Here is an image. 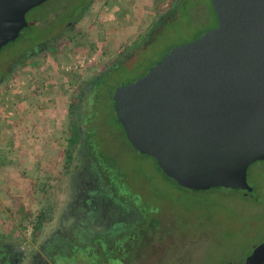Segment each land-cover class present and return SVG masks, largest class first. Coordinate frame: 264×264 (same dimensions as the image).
Here are the masks:
<instances>
[{
  "label": "flooded vegetation",
  "instance_id": "flooded-vegetation-1",
  "mask_svg": "<svg viewBox=\"0 0 264 264\" xmlns=\"http://www.w3.org/2000/svg\"><path fill=\"white\" fill-rule=\"evenodd\" d=\"M75 1L65 0L61 10L34 18L32 26L43 28V35L38 40L29 36L23 39L22 48L0 63V93L23 75L28 91L36 98L34 104H41L39 97L44 93L54 101L53 113L58 116L63 113L62 123L57 118L52 121L53 136L59 131L62 143L52 162L30 170V176H23L16 197L1 191L11 198L0 197V264H166V257L177 258L180 250L194 248L191 245L196 238L180 234L155 206L147 214L140 213L135 201L139 194L132 192L115 160L105 150L120 137L124 145L151 158L139 153L127 141L114 109L115 92L144 77L173 48L194 41L204 32L170 46L137 79L113 88L108 85L114 74L130 70L139 52L147 50L148 44L170 25L184 19L186 28L193 27L197 19L205 21L210 15L204 5H192L190 0H157L145 19L137 21L135 17L129 30L120 31L114 21L113 26L103 28L99 20L111 0H81L68 19L57 22L60 11L69 10ZM129 1L116 2L121 9L120 21L125 20V15L131 16L135 9ZM209 4L216 22L210 29L213 30L217 28V18L210 1ZM95 23L102 27V34L91 37L89 29ZM26 27L25 20L18 36L7 44L13 43ZM86 38L90 41L84 48L82 40ZM106 91L109 94L105 95ZM60 104L63 105L59 109ZM106 115L121 132L110 129L108 120H104ZM39 124L34 136H37V148L39 133L43 131ZM7 142L13 144L10 139ZM16 150L17 163L28 160L22 148L23 152L20 148ZM31 160L39 163L44 158ZM246 184L247 193L240 189L232 191L260 202L248 185L247 172ZM262 242L264 239L250 252ZM249 253L239 263L223 264H240Z\"/></svg>",
  "mask_w": 264,
  "mask_h": 264
},
{
  "label": "water",
  "instance_id": "water-1",
  "mask_svg": "<svg viewBox=\"0 0 264 264\" xmlns=\"http://www.w3.org/2000/svg\"><path fill=\"white\" fill-rule=\"evenodd\" d=\"M46 0H0V49ZM217 28L173 48L114 109L129 144L178 187L247 193L264 160V0H209ZM264 242L242 264H263Z\"/></svg>",
  "mask_w": 264,
  "mask_h": 264
},
{
  "label": "rangeland",
  "instance_id": "rangeland-1",
  "mask_svg": "<svg viewBox=\"0 0 264 264\" xmlns=\"http://www.w3.org/2000/svg\"><path fill=\"white\" fill-rule=\"evenodd\" d=\"M117 1L111 0L100 13L99 20L103 22V28L109 24L111 27L115 22L120 31L129 30L131 20L135 17L137 21L145 19L149 9L157 0H150V2L149 0H130L129 4H133L135 9L131 16L129 14L123 16L124 21H120L121 9ZM190 1L192 5H204L210 19L205 21L197 19L193 27L187 28L184 26L185 24L187 26L184 19H179L175 24L170 25L157 36L155 41L148 44L147 50L139 52L130 70H120L114 74L109 81V88L137 79L145 74L170 46L189 41L215 27L216 22L209 0ZM64 2L65 0H48L29 11L25 15L26 29L13 43L7 44L0 50V63L9 54L13 56L22 48L20 44L23 39L29 36L38 40L43 35L44 29L32 26L33 19L48 11L61 10ZM80 5L81 0H76L69 10L60 11L56 21L64 22L75 6ZM116 9L119 11L114 13ZM102 27L95 23L89 29V32H92L91 37H95L96 34L101 35ZM82 41L83 47L86 48L90 40L86 38ZM107 92L109 94V91L104 94L107 95ZM31 97L32 94L30 90L28 91L23 75L18 76L16 81L10 83V86L0 93V197L2 198H11L3 194L4 192H9L16 197L21 185L20 181L24 180L23 176H30V170L39 169L41 164L46 165L52 162L61 148L60 132L57 131L58 133L53 136L52 121L57 118V121L61 122L63 113L60 112V116L56 112L53 113L51 105L54 101L48 99L47 94L43 93L39 97L41 104H34L36 101L33 100L36 98ZM61 105L63 104L58 105L59 109ZM104 120H108L110 129L121 132V128L109 120V115H106ZM38 124L42 125L40 129L43 131H39V147L37 148V136H34L37 134ZM26 138L29 142L27 145ZM9 139L12 145L20 150L22 148L28 154V160L24 159L21 163H17L19 156L16 148L11 149L12 145H8L7 140ZM122 141V138H116L115 144L106 147L105 151L115 160L114 163L120 168L119 173L128 181L132 192L139 194L140 197L135 200L139 212L147 214L149 208L155 206L163 214L162 216L170 221L171 226L180 230V234L186 238L192 236L196 238L194 244L191 245H195L194 248L187 247L180 250L177 258L166 257L168 259L164 263H239L254 245L264 239V161L254 163L247 169L248 185L252 188L253 194L260 199V202L255 203L245 198L239 191H192L178 187L161 174L153 159L139 155L128 145H124ZM33 153H35V158L40 160L44 158L43 162L32 161L34 157L31 154Z\"/></svg>",
  "mask_w": 264,
  "mask_h": 264
}]
</instances>
